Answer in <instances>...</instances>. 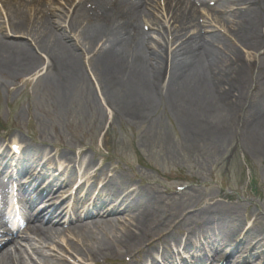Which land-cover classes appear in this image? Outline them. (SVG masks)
<instances>
[{
    "label": "rangeland",
    "instance_id": "obj_1",
    "mask_svg": "<svg viewBox=\"0 0 264 264\" xmlns=\"http://www.w3.org/2000/svg\"><path fill=\"white\" fill-rule=\"evenodd\" d=\"M186 1L196 4L204 33L224 39L214 47L216 50L230 55L226 50L232 47L244 61L255 64V72H264V48L247 49L227 27L232 23L228 21L231 10L222 20L210 11L213 6L218 8L219 0ZM155 15L169 30L172 23L165 11V0H156ZM21 19L28 20L33 29L53 22L57 37L80 56L82 76L65 101L51 82L47 57L31 38L16 29ZM95 26L85 0H0V42L9 48L29 49L37 57L35 67L27 72L13 75L0 70V143L10 148L18 141L22 147L42 151L49 157L46 161L54 158V168L76 167V171L103 179L122 174L131 180L133 188L145 189L157 203L154 210L150 209L155 216L147 213L151 217L149 242L154 244L145 243L142 249L160 247V239L166 233L187 234L190 228L205 227L216 211H227L235 218L232 225L237 228V235L249 233L251 239L244 245L251 242L264 246L260 238L264 235V152L235 132L225 139L199 136L192 141L168 101L157 102L145 123L130 120L118 106L108 104L101 83L89 70L91 54L83 40V34ZM143 27L150 29L146 22ZM187 31L190 36L198 33L194 26ZM148 33L152 34L151 48L157 47L161 36L155 29ZM168 43L164 54L167 59L180 41L174 42L176 45ZM254 78L253 72L248 83ZM250 92L259 91L253 87ZM61 156L66 161L56 160ZM160 220L166 221V225L167 221L171 223L164 226L166 229L159 228L163 224L158 225ZM99 229L91 228L95 241L115 236V231ZM164 229L165 233H161ZM52 242L45 254H54L53 258L60 259L59 264H92L89 256H85L84 262L77 250L88 252L94 243L84 245L80 237L69 233L55 234ZM115 248L116 254H108L95 264H132L133 256L139 255L126 254L119 245ZM32 258L35 262L29 258L27 264H42L35 256Z\"/></svg>",
    "mask_w": 264,
    "mask_h": 264
},
{
    "label": "bare ground",
    "instance_id": "obj_2",
    "mask_svg": "<svg viewBox=\"0 0 264 264\" xmlns=\"http://www.w3.org/2000/svg\"><path fill=\"white\" fill-rule=\"evenodd\" d=\"M167 1L176 31L184 32L195 22L193 8L183 0ZM229 1L230 5L239 7L232 15V23L227 26L231 34L247 49L254 51L261 49L264 36L262 32L264 0ZM96 4H98L97 12L101 13L98 16L99 25L87 30L83 34V40L88 54H91L89 70L101 83L108 104L118 106L130 120L145 123L150 120L157 102L168 101L192 141L197 140L199 136L225 139L235 132L252 142L253 148L264 152V72L262 70L255 72V64L244 61L232 47L226 50L230 55L216 50L214 47L224 39L204 37L200 34L188 38L186 35L178 37L176 41L181 42L167 59L164 56L167 49L166 41L175 35L173 31L169 32L168 36L165 34L164 38L161 36L156 43L157 47L151 48L152 38L143 32L139 24L138 16H143L144 11L152 7L154 0H135L125 3L118 0H96ZM144 17L149 18L151 26H158L151 14ZM16 29L19 34L31 38L37 44L38 51L47 57L48 69L52 72L51 82L59 91L62 101H65L74 83L82 76L83 66L80 56L72 51L71 46L65 45L57 37L53 31L55 29L53 22L41 24L33 29L28 20L21 19ZM61 36L67 39L65 35ZM101 42L103 44L98 48ZM225 45L227 44L224 43ZM23 48H9L0 42V70L18 75L35 67L37 57L34 52L31 53L29 49ZM253 72L255 78L248 83L249 75ZM253 87L255 91H259L258 94L250 92ZM261 93L263 94L260 96ZM16 144L19 145V142ZM25 154L26 166L32 167L41 163L42 151L27 146ZM9 155L8 153L6 157ZM61 157L60 160L66 159L65 156ZM65 172L67 174L64 172L63 174L66 176L72 173V170ZM104 182L106 187H116L117 191L121 189L126 193V197L142 203L140 213L125 209L122 216L110 214L108 218L111 222L96 225L100 229L115 231L113 239L95 241L89 222L75 223L67 229L63 226H61L63 229L27 228L23 234L34 235L42 243H53V233L57 235L69 233L71 236L80 237L84 245L87 242L94 243L95 246L88 252L77 250L78 256H81L84 262H87L85 256H89L92 264L104 259L108 254H116L115 245H119L126 254L132 256L136 252L142 253L144 259L148 261L153 253L162 250L163 254H170L173 248L183 242L187 244L201 238L227 240L237 236L238 230L232 225L236 222L235 218L229 216L227 211H216L205 222L204 231H191L184 239L179 237L180 234L172 231L160 239L163 242L160 247L142 249L145 243L154 244L149 242L152 236L149 216L152 214L155 216L151 210H154L157 200L145 189L133 188L131 180L122 174L114 178L107 175ZM65 189H70V186ZM113 221H117V225L113 224ZM161 223L162 220L158 225ZM169 223L171 222L167 221V225ZM167 225L165 221L159 228H165L164 226ZM165 229L161 233H165ZM248 234L244 237L245 241L251 239ZM261 236V241L264 242V235ZM25 237L27 239L28 236ZM28 247H31L30 241ZM263 248L259 243L253 250ZM42 261L45 264H55L52 260ZM0 264H26V261L20 250L15 247L0 250Z\"/></svg>",
    "mask_w": 264,
    "mask_h": 264
}]
</instances>
